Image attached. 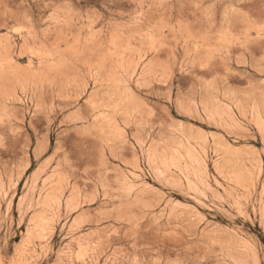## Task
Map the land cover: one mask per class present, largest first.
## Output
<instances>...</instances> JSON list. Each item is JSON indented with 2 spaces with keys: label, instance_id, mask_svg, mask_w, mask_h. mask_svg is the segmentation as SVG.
I'll use <instances>...</instances> for the list:
<instances>
[{
  "label": "rangeland",
  "instance_id": "obj_1",
  "mask_svg": "<svg viewBox=\"0 0 264 264\" xmlns=\"http://www.w3.org/2000/svg\"><path fill=\"white\" fill-rule=\"evenodd\" d=\"M0 264H264V0H0Z\"/></svg>",
  "mask_w": 264,
  "mask_h": 264
}]
</instances>
